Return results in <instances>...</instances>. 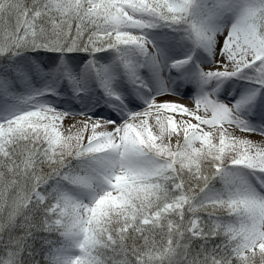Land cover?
I'll return each instance as SVG.
<instances>
[{
    "label": "snow or ice",
    "instance_id": "obj_1",
    "mask_svg": "<svg viewBox=\"0 0 264 264\" xmlns=\"http://www.w3.org/2000/svg\"><path fill=\"white\" fill-rule=\"evenodd\" d=\"M0 264H264V0H0Z\"/></svg>",
    "mask_w": 264,
    "mask_h": 264
}]
</instances>
